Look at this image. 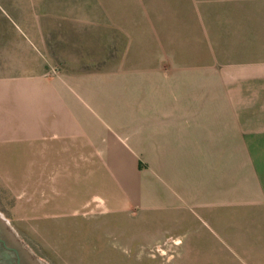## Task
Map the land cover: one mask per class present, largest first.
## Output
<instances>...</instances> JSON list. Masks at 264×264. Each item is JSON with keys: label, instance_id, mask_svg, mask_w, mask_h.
Returning <instances> with one entry per match:
<instances>
[{"label": "crops", "instance_id": "1", "mask_svg": "<svg viewBox=\"0 0 264 264\" xmlns=\"http://www.w3.org/2000/svg\"><path fill=\"white\" fill-rule=\"evenodd\" d=\"M94 10L53 15L51 47L44 33L7 47L0 139L36 164V195L61 194L64 167L99 171L122 208L192 209L264 261V0H211L210 44L203 13L173 41L166 23L135 31Z\"/></svg>", "mask_w": 264, "mask_h": 264}, {"label": "rangeland", "instance_id": "2", "mask_svg": "<svg viewBox=\"0 0 264 264\" xmlns=\"http://www.w3.org/2000/svg\"><path fill=\"white\" fill-rule=\"evenodd\" d=\"M97 5L135 31L166 23L173 41L195 37L203 13L210 44L211 0H0V79L7 78V47H18L24 35L32 40L43 33L51 47L53 35L60 34L53 31L59 25L53 15L68 10L79 23ZM78 31L74 26L70 31L71 47ZM16 57L12 53V62ZM24 157L7 138L0 139V207L12 229L50 264H264L246 260L236 247L230 251L192 209L122 208L127 204H116L110 188L101 186L99 171L88 176L83 167H64L61 194L36 195L37 166ZM59 169L49 166L42 175L50 180ZM44 188L51 190V183Z\"/></svg>", "mask_w": 264, "mask_h": 264}, {"label": "flooded vegetation", "instance_id": "3", "mask_svg": "<svg viewBox=\"0 0 264 264\" xmlns=\"http://www.w3.org/2000/svg\"><path fill=\"white\" fill-rule=\"evenodd\" d=\"M0 264H50L12 229L0 207Z\"/></svg>", "mask_w": 264, "mask_h": 264}]
</instances>
